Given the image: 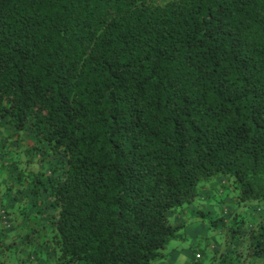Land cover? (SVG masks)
I'll list each match as a JSON object with an SVG mask.
<instances>
[{
    "label": "trees",
    "instance_id": "obj_1",
    "mask_svg": "<svg viewBox=\"0 0 264 264\" xmlns=\"http://www.w3.org/2000/svg\"><path fill=\"white\" fill-rule=\"evenodd\" d=\"M0 134V264L162 262L220 179L211 264H264V0H0Z\"/></svg>",
    "mask_w": 264,
    "mask_h": 264
},
{
    "label": "crops",
    "instance_id": "obj_2",
    "mask_svg": "<svg viewBox=\"0 0 264 264\" xmlns=\"http://www.w3.org/2000/svg\"><path fill=\"white\" fill-rule=\"evenodd\" d=\"M1 136V134H0ZM52 162V160H51ZM0 164V189L4 191V187L12 184L17 180L18 172L14 167L8 168L7 166L3 167ZM39 170L41 167H37ZM35 170V172H37ZM223 179L218 180L215 183L208 185L200 194L199 201L195 202L193 205L185 207L181 210L173 211L170 213V217L175 224H185L186 223V232L195 244L189 245H177L176 243L170 247V254L168 258L162 262L154 264H211L213 250L215 246L219 247L216 243L214 245L208 244L207 247L201 248L200 245L196 243L199 242L198 238L203 237L202 234H206L210 230L208 223L204 219H215L220 216V212L225 208L230 212H234L236 209H242L238 205V201L234 198L233 195H228L222 188ZM24 197V196H22ZM28 201L31 205H34L36 202V197L29 194L27 196ZM231 204L233 208L229 206H224V204ZM16 198L14 191H9L6 193L5 197L0 196V209L1 206L6 205L7 207L13 208L17 207ZM227 207V208H226ZM31 215L35 213L34 208L31 210ZM204 213V217L202 216ZM248 214H253L248 212ZM28 221V218L25 219ZM216 224H221L216 220ZM202 233V234H201ZM34 247L42 253H46L47 250L44 249L41 240L34 241ZM49 255V254H48ZM45 257V256H43ZM38 264H44V260H41Z\"/></svg>",
    "mask_w": 264,
    "mask_h": 264
},
{
    "label": "rangeland",
    "instance_id": "obj_3",
    "mask_svg": "<svg viewBox=\"0 0 264 264\" xmlns=\"http://www.w3.org/2000/svg\"><path fill=\"white\" fill-rule=\"evenodd\" d=\"M7 161H9L10 160V158L9 157H6L5 158ZM55 160H52V162L51 163H53ZM34 165H32L31 167H32V169H34V170H37V167L36 166H34ZM224 206H229L230 208H233L232 207V205L229 203V204H224ZM227 208V207H226ZM239 212V210L238 209H236V210H234V212H233V214H239L238 213ZM254 221H256L255 219H254ZM221 222V221H220ZM208 225H210L211 226V228H210V230H208V232L206 233V234H202L203 235V237H201V238H198V240H199V242H197L196 244L197 245H200V247L201 248H205V247H207L208 246V244H210V245H214V244H216V243H219L220 242V245L222 246L221 247V249H222V251L224 252L225 250H227V249H229V247L227 246V231H228V228H227V226L226 227H221V225L220 224H216V223H213V222H209V224ZM246 227H248V226H246ZM245 229H247V228H245ZM221 233V234H220ZM184 234H185V237H186V242L185 243H183V244H189V245H191V244H195L194 243V241H192V239L189 237V236H187V232H186V230L184 231ZM175 244V242H172L171 243V246L172 245H174ZM177 244V243H176ZM183 244H182V246H183ZM170 246V247H171Z\"/></svg>",
    "mask_w": 264,
    "mask_h": 264
},
{
    "label": "built area",
    "instance_id": "obj_4",
    "mask_svg": "<svg viewBox=\"0 0 264 264\" xmlns=\"http://www.w3.org/2000/svg\"><path fill=\"white\" fill-rule=\"evenodd\" d=\"M4 223V224H7V220H6V216L4 215L2 218H1V223Z\"/></svg>",
    "mask_w": 264,
    "mask_h": 264
}]
</instances>
